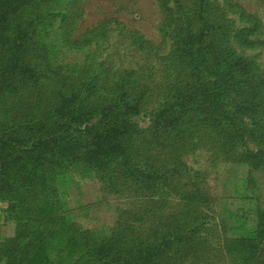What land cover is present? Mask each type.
I'll list each match as a JSON object with an SVG mask.
<instances>
[{"label": "trees", "instance_id": "1", "mask_svg": "<svg viewBox=\"0 0 264 264\" xmlns=\"http://www.w3.org/2000/svg\"><path fill=\"white\" fill-rule=\"evenodd\" d=\"M49 1L0 0V200L14 218L12 234L0 240V259L207 262L208 195L178 148L202 126L211 155L264 170V76L251 57L228 47L233 28L211 0L161 2L171 25L167 56L175 62L162 90L143 68L115 76L65 72L50 62L43 38L56 18L66 39L75 14L49 8ZM136 117L147 120L140 125ZM75 165L92 171L103 189L130 197L105 235L66 219L58 176ZM256 198L254 233L219 243L238 254L239 264H264V208ZM57 229L66 237L52 241Z\"/></svg>", "mask_w": 264, "mask_h": 264}, {"label": "rangeland", "instance_id": "2", "mask_svg": "<svg viewBox=\"0 0 264 264\" xmlns=\"http://www.w3.org/2000/svg\"><path fill=\"white\" fill-rule=\"evenodd\" d=\"M69 1L50 0L46 5L62 11L71 8L75 14L65 30L66 39L56 18L48 27L43 41L52 64L72 74L107 71L112 76L123 69L143 68L157 83L156 89L162 90L174 73L175 62L167 56L172 48L171 25L160 4L164 1L172 6V0H75L72 6ZM211 2L218 17L233 28L226 39L228 47L251 57L254 70L264 76V0ZM243 26L255 28L236 37L234 30ZM136 119L140 125L147 120ZM202 134V126L195 127L187 144L178 148L186 164L200 172L199 183L208 195L202 206L203 232L209 244L207 262L198 264H239L238 254L221 249L219 243L224 237L254 233L255 197L264 208V170L211 155ZM58 188L67 221L95 236L105 235L119 208L130 205L129 196L103 189L92 171L78 165L58 176ZM7 213L11 231L14 218ZM57 231L52 241L66 237L64 230Z\"/></svg>", "mask_w": 264, "mask_h": 264}, {"label": "crops", "instance_id": "3", "mask_svg": "<svg viewBox=\"0 0 264 264\" xmlns=\"http://www.w3.org/2000/svg\"><path fill=\"white\" fill-rule=\"evenodd\" d=\"M5 205L6 202L0 200V240L6 236H9L13 231V225L10 231V223H9L10 218L5 210ZM0 264H4V261L2 259H0Z\"/></svg>", "mask_w": 264, "mask_h": 264}]
</instances>
